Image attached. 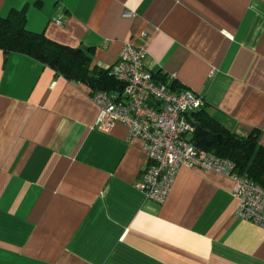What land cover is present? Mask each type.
<instances>
[{
	"label": "crops",
	"instance_id": "crops-1",
	"mask_svg": "<svg viewBox=\"0 0 264 264\" xmlns=\"http://www.w3.org/2000/svg\"><path fill=\"white\" fill-rule=\"evenodd\" d=\"M21 9L91 68L141 45L156 80L264 146V0H0L1 17ZM90 94L0 49V264H264V228L235 215L232 179L180 166L163 202L146 199L142 140L97 130Z\"/></svg>",
	"mask_w": 264,
	"mask_h": 264
},
{
	"label": "built area",
	"instance_id": "built-area-1",
	"mask_svg": "<svg viewBox=\"0 0 264 264\" xmlns=\"http://www.w3.org/2000/svg\"><path fill=\"white\" fill-rule=\"evenodd\" d=\"M145 54L141 45L124 42L109 70L122 88L95 90L90 94L99 109L94 124L97 130L107 133L116 124H122L129 137L139 138L144 144L147 164L136 188L146 199L161 203L180 166L214 171L234 182L233 192L238 200L235 215L264 228V187L246 174L236 172L228 158L201 151L189 141L187 135L194 127L188 116L203 106V98L157 81L144 65ZM174 76L168 74L169 79Z\"/></svg>",
	"mask_w": 264,
	"mask_h": 264
},
{
	"label": "trees",
	"instance_id": "trees-1",
	"mask_svg": "<svg viewBox=\"0 0 264 264\" xmlns=\"http://www.w3.org/2000/svg\"><path fill=\"white\" fill-rule=\"evenodd\" d=\"M0 49L5 53L14 51L28 55L70 80L85 82L91 91H120L122 88L109 74L110 68H91L90 57L84 50L27 30L24 9L12 10L6 17L0 16ZM190 123L194 130L189 141L197 149L228 158L234 163L236 172L246 174L264 187V146L258 143L255 132L245 137L238 136L204 108L195 112Z\"/></svg>",
	"mask_w": 264,
	"mask_h": 264
}]
</instances>
